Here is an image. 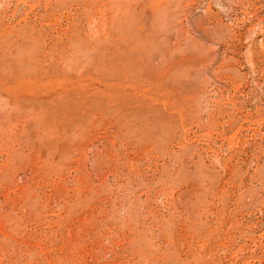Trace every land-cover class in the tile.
<instances>
[{
  "label": "rangeland",
  "instance_id": "374dc122",
  "mask_svg": "<svg viewBox=\"0 0 264 264\" xmlns=\"http://www.w3.org/2000/svg\"><path fill=\"white\" fill-rule=\"evenodd\" d=\"M0 264H264V0H0Z\"/></svg>",
  "mask_w": 264,
  "mask_h": 264
}]
</instances>
